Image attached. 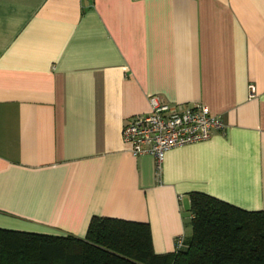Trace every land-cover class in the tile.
Instances as JSON below:
<instances>
[{
  "label": "crops",
  "instance_id": "1",
  "mask_svg": "<svg viewBox=\"0 0 264 264\" xmlns=\"http://www.w3.org/2000/svg\"><path fill=\"white\" fill-rule=\"evenodd\" d=\"M203 103L222 131L150 154L123 141L149 97ZM264 211V0H0V228L191 233L190 194Z\"/></svg>",
  "mask_w": 264,
  "mask_h": 264
},
{
  "label": "trees",
  "instance_id": "2",
  "mask_svg": "<svg viewBox=\"0 0 264 264\" xmlns=\"http://www.w3.org/2000/svg\"><path fill=\"white\" fill-rule=\"evenodd\" d=\"M191 233L156 253L145 222L94 215L84 237L0 228V264H264V211L190 194Z\"/></svg>",
  "mask_w": 264,
  "mask_h": 264
},
{
  "label": "built area",
  "instance_id": "3",
  "mask_svg": "<svg viewBox=\"0 0 264 264\" xmlns=\"http://www.w3.org/2000/svg\"><path fill=\"white\" fill-rule=\"evenodd\" d=\"M149 103L150 111L133 116L124 125L122 136L133 156L154 157L157 172L171 148L205 141L225 128L221 116L211 114L203 103L171 104L160 95L150 96ZM183 241L184 237L178 236L176 247L182 246Z\"/></svg>",
  "mask_w": 264,
  "mask_h": 264
}]
</instances>
